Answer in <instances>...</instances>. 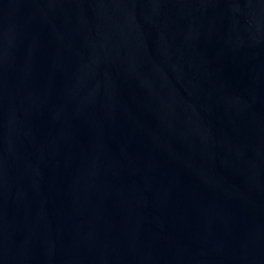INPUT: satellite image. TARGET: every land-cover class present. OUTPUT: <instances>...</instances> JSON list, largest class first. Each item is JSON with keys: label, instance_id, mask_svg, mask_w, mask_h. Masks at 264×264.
Here are the masks:
<instances>
[{"label": "water", "instance_id": "water-1", "mask_svg": "<svg viewBox=\"0 0 264 264\" xmlns=\"http://www.w3.org/2000/svg\"><path fill=\"white\" fill-rule=\"evenodd\" d=\"M0 264H264V0H0Z\"/></svg>", "mask_w": 264, "mask_h": 264}]
</instances>
